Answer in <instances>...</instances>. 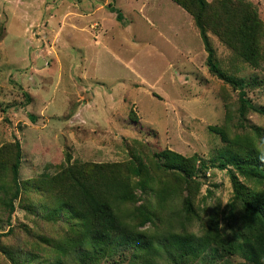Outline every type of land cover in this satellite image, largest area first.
<instances>
[{"label":"rangeland","instance_id":"obj_1","mask_svg":"<svg viewBox=\"0 0 264 264\" xmlns=\"http://www.w3.org/2000/svg\"><path fill=\"white\" fill-rule=\"evenodd\" d=\"M249 1L264 23V0ZM209 39L225 74L256 79L247 96L264 107V59L252 68ZM206 56L192 17L171 0H0V148L20 143L23 182L54 175L67 155L70 163L147 166L163 150L195 156L205 164L196 200L206 196L196 205L223 207L232 186L218 167L224 142L210 128L226 127L230 137L251 126L264 131V116L237 117L238 90L209 72ZM26 197L41 203L34 192ZM20 199L8 223L0 204V233L12 230L0 237V264H13L9 254L34 264L28 253L47 256L40 238L62 235L60 220L25 211ZM200 227L186 230L198 235Z\"/></svg>","mask_w":264,"mask_h":264},{"label":"trees","instance_id":"obj_2","mask_svg":"<svg viewBox=\"0 0 264 264\" xmlns=\"http://www.w3.org/2000/svg\"><path fill=\"white\" fill-rule=\"evenodd\" d=\"M171 1L192 17L209 72L238 90L237 117L242 120L249 112L264 116V107L254 105L246 92L256 79L249 83L225 74L209 39V34L215 36L241 61L258 68L264 59V23L258 8L249 0ZM117 18L121 19L120 13ZM210 130L224 142L217 152L218 167L227 171L232 186L230 200L210 210L196 205V201L205 203L206 196L196 200L205 164L195 156L163 150L153 153L147 166L140 160L70 163L67 155L66 166L54 175L23 182L18 178L20 143L15 140L0 148V204L7 223L18 198L28 200L25 211L42 209L48 219L63 223L61 236L40 238L47 256L28 253L27 261L189 264L209 254L208 264H264V131L251 126L230 137L226 127ZM150 168L161 173H152ZM27 192L37 194L41 203L35 206ZM195 222L201 225L198 235L186 230L187 224ZM34 246L38 249V242ZM9 260L24 264L10 254Z\"/></svg>","mask_w":264,"mask_h":264},{"label":"crops","instance_id":"obj_3","mask_svg":"<svg viewBox=\"0 0 264 264\" xmlns=\"http://www.w3.org/2000/svg\"><path fill=\"white\" fill-rule=\"evenodd\" d=\"M116 19H117V21L119 22V21L122 19V15H121V19H120V20L117 18V15H116Z\"/></svg>","mask_w":264,"mask_h":264}]
</instances>
